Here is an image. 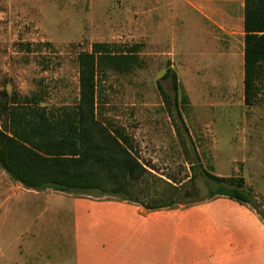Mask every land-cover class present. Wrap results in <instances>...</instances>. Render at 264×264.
Masks as SVG:
<instances>
[{"label": "rangeland", "instance_id": "374dc122", "mask_svg": "<svg viewBox=\"0 0 264 264\" xmlns=\"http://www.w3.org/2000/svg\"><path fill=\"white\" fill-rule=\"evenodd\" d=\"M143 7V0H0V94H37L47 109L72 105L79 54L96 43L112 45L115 53L136 45L130 72L98 75V118L125 131L151 174L131 183L126 195L148 206L174 200L177 190L190 193L187 202L204 199L206 171L242 179L264 222V76L255 104L246 107L237 41L201 36L179 20L170 36L154 27L152 1H145V17ZM168 69L188 98L182 111L186 149L158 88L174 96L170 76L163 77ZM42 192L23 189L0 169V264L174 259V219L143 222L130 202ZM204 213L194 212L191 221L203 220Z\"/></svg>", "mask_w": 264, "mask_h": 264}, {"label": "trees", "instance_id": "16d2710c", "mask_svg": "<svg viewBox=\"0 0 264 264\" xmlns=\"http://www.w3.org/2000/svg\"><path fill=\"white\" fill-rule=\"evenodd\" d=\"M244 32L243 101L251 107L264 76V0H245ZM111 48L112 45L96 43L91 52L78 55V98L72 105L47 109L41 105L40 95L20 98L1 92L0 169L14 183L34 192L50 190L78 197L118 199L145 211L185 208L225 198L249 206L261 216L242 179L235 181L206 171H201L208 187L204 199L187 202L190 193L177 190L174 200L148 206L126 195L131 183L151 174L136 157L125 131L98 118V75L125 74L137 62L136 45L117 53ZM169 76L174 96L167 95L160 85L158 88L178 143L186 149L184 136L189 134L182 111L188 98L171 69L163 77ZM195 158L198 161L196 155ZM108 187L111 189L107 190Z\"/></svg>", "mask_w": 264, "mask_h": 264}, {"label": "crops", "instance_id": "0c3cea01", "mask_svg": "<svg viewBox=\"0 0 264 264\" xmlns=\"http://www.w3.org/2000/svg\"><path fill=\"white\" fill-rule=\"evenodd\" d=\"M145 1L148 0H143V17L146 16ZM151 1L155 28L171 36L177 29L174 21L179 20L183 22L184 29H194L196 31L193 33L201 36H222L229 43L233 39L239 44L237 58L240 67L244 66L245 0ZM129 208L137 216L143 214V222L157 217L176 221L174 259L168 264H264V222L248 206L215 198L183 210L149 213L138 205ZM197 211H204L205 217L200 221H191L193 213Z\"/></svg>", "mask_w": 264, "mask_h": 264}]
</instances>
